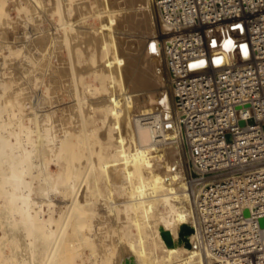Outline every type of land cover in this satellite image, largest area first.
Returning <instances> with one entry per match:
<instances>
[{
	"label": "bare ground",
	"instance_id": "1",
	"mask_svg": "<svg viewBox=\"0 0 264 264\" xmlns=\"http://www.w3.org/2000/svg\"><path fill=\"white\" fill-rule=\"evenodd\" d=\"M155 11L0 0V264H209L186 149L141 119L178 114Z\"/></svg>",
	"mask_w": 264,
	"mask_h": 264
},
{
	"label": "built area",
	"instance_id": "2",
	"mask_svg": "<svg viewBox=\"0 0 264 264\" xmlns=\"http://www.w3.org/2000/svg\"><path fill=\"white\" fill-rule=\"evenodd\" d=\"M155 4L178 114L141 119L156 146L186 149L191 186L202 189L196 210L209 264H264V0ZM229 40L230 61L212 54ZM174 125L180 136L170 134Z\"/></svg>",
	"mask_w": 264,
	"mask_h": 264
},
{
	"label": "rangeland",
	"instance_id": "3",
	"mask_svg": "<svg viewBox=\"0 0 264 264\" xmlns=\"http://www.w3.org/2000/svg\"><path fill=\"white\" fill-rule=\"evenodd\" d=\"M15 15V13H13V16ZM90 21H94L95 23H98V21L97 20H95V19H92V20H90ZM157 22V23H156ZM154 24H155V30H157L156 32L159 34L160 32H161V27H160V24H159V22H158V14H157V12L155 11V17H154ZM158 27V28H157ZM160 31V32H159ZM7 52V53H6ZM4 53L5 54H8V51H7V49H5L4 50ZM66 53V52H65ZM2 68H0V69H2V73H6V77L5 78H7L8 80L10 79L9 77H11V76H13V75H11L10 74V72H9V69H7V68H9V65L8 64H4V65H2L1 66ZM4 68V69H3ZM9 72V74H7ZM0 74H1V71H0ZM8 75H9V77H8ZM21 76V74L19 73V74H17V76H16V78H18L17 79V83L18 84H21L22 82H23V79L21 80V78H20V76ZM20 78V79H19ZM7 80V81H8ZM87 80H89V77H87ZM38 86V87H37ZM35 88V89H34ZM34 92L32 93V95H33V97L36 99V97L38 96V94H41V92H42V89H41V87H39V85L38 84H36V85H34ZM36 88H37V90H36ZM41 89V90H40ZM41 91V92H40ZM36 93V94H35ZM36 95V96H35ZM65 100V102H68L69 100L68 99H64ZM68 100V101H67ZM98 118H100L101 117V114L100 113H97V115H96ZM188 193L190 194V189H189V186H188ZM191 195V194H190Z\"/></svg>",
	"mask_w": 264,
	"mask_h": 264
},
{
	"label": "water",
	"instance_id": "4",
	"mask_svg": "<svg viewBox=\"0 0 264 264\" xmlns=\"http://www.w3.org/2000/svg\"><path fill=\"white\" fill-rule=\"evenodd\" d=\"M229 47L230 48L233 47V42H232V44ZM240 124L241 125H244L245 122L244 121H241ZM192 176H194V177L197 176V173L195 171H192ZM245 214L248 215L249 214V211L246 210ZM260 223H261V226L264 227V219L263 218L260 220ZM183 231L186 232V233H191L193 231V229L190 228V227L185 226V227H183Z\"/></svg>",
	"mask_w": 264,
	"mask_h": 264
},
{
	"label": "snow or ice",
	"instance_id": "5",
	"mask_svg": "<svg viewBox=\"0 0 264 264\" xmlns=\"http://www.w3.org/2000/svg\"><path fill=\"white\" fill-rule=\"evenodd\" d=\"M232 44V42L229 40V41H227L226 43H225V47H229L230 45ZM217 63H219V61H216ZM201 63H203V62H201ZM193 66H195V65H193Z\"/></svg>",
	"mask_w": 264,
	"mask_h": 264
}]
</instances>
